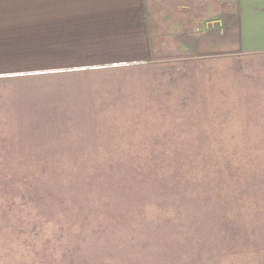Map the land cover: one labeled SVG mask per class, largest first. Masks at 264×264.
Listing matches in <instances>:
<instances>
[{
	"label": "rangeland",
	"instance_id": "obj_1",
	"mask_svg": "<svg viewBox=\"0 0 264 264\" xmlns=\"http://www.w3.org/2000/svg\"><path fill=\"white\" fill-rule=\"evenodd\" d=\"M229 2L202 41L40 82L70 108L0 102V264H264V54Z\"/></svg>",
	"mask_w": 264,
	"mask_h": 264
},
{
	"label": "crops",
	"instance_id": "obj_2",
	"mask_svg": "<svg viewBox=\"0 0 264 264\" xmlns=\"http://www.w3.org/2000/svg\"><path fill=\"white\" fill-rule=\"evenodd\" d=\"M228 1L238 50L264 54V0ZM213 24L214 0H0V102L70 108L65 88L40 82L148 63L156 32L167 42L172 37L164 34L184 29L202 41Z\"/></svg>",
	"mask_w": 264,
	"mask_h": 264
}]
</instances>
